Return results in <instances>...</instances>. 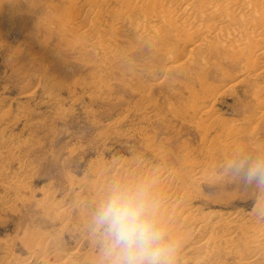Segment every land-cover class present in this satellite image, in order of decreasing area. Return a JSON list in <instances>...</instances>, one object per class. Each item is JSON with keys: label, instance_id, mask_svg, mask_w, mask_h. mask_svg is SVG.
I'll return each instance as SVG.
<instances>
[{"label": "rangeland", "instance_id": "1", "mask_svg": "<svg viewBox=\"0 0 264 264\" xmlns=\"http://www.w3.org/2000/svg\"><path fill=\"white\" fill-rule=\"evenodd\" d=\"M133 1L0 0V264H108L94 216L117 188L146 191L167 264H264V183L235 167L264 161V55L249 61L252 37H197L228 0ZM241 1L254 21L224 24L264 39V0ZM42 241L44 262L29 256Z\"/></svg>", "mask_w": 264, "mask_h": 264}, {"label": "clouds", "instance_id": "2", "mask_svg": "<svg viewBox=\"0 0 264 264\" xmlns=\"http://www.w3.org/2000/svg\"><path fill=\"white\" fill-rule=\"evenodd\" d=\"M245 179L264 183V161H242L235 165ZM152 205L143 189H114L94 216L97 230L106 240L108 264H167L169 248L156 227Z\"/></svg>", "mask_w": 264, "mask_h": 264}, {"label": "bare ground", "instance_id": "3", "mask_svg": "<svg viewBox=\"0 0 264 264\" xmlns=\"http://www.w3.org/2000/svg\"><path fill=\"white\" fill-rule=\"evenodd\" d=\"M262 1V0H261ZM123 2V1H122ZM125 2H127L128 4H130V5H132L131 4V2L133 3V6H135V4H136V1H133V0H124V3ZM223 2H225V1H223ZM249 2V1H248ZM253 2V1H252ZM186 3V2H185ZM184 3V5L183 4H181V6H177V7H175L172 11H171V13L170 14H168V15H166V18H165V16H163L162 17V19H166V21H169V22H171L172 20V18H175L176 16H178V14H180V13H185V12H187V11H189V9H190V5L189 4H185ZM246 3V2H245ZM258 3H259V1H258ZM257 3V4H258ZM264 3V2H263ZM160 4H162L161 2H160ZM226 4H227V8L229 9V11L227 12V14H224V16H222L221 14H215V15H213L214 17H213V19L215 20L213 23H211L210 25H209V27H207L206 28V31H207V33L205 34V36H197V37H199V38H204V37H206V36H210V37H212L213 39H217V40H220V41H222V42H224V40L227 38V36H231V34L234 36V35H237V38L239 37L240 38V40H239V42L238 43H241L240 41H244V40H247V39H249L250 38V40H253L252 38H254V41L255 42H257V44H255V46H254V43H253V46L251 47V48H249V61H251L250 60V58H252L253 59V56H251L252 54L254 55V54H256V55H264V39H261V38H259L258 36H259V32H254V30L253 31H247L246 29L248 28H244L243 26H238L237 24H238V22H237V18H239V17H241V18H244V21H246V22H251V21H254L252 18H251V20H249V17H251L250 15L249 16H246V14L243 12L246 8H244V10L242 11V13H241V15H240V6H241V4H243V2L241 1V0H228L227 2H226ZM125 5V4H124ZM178 5H179V3H178ZM225 5V4H224ZM264 4H262V6H263ZM121 6V5H120ZM152 6V5H151ZM252 6V5H251ZM256 6H258V5H256ZM132 7V6H131ZM216 7V6H215ZM220 7V6H219ZM224 7V6H223ZM226 7V6H225ZM261 7V4L259 5V8L258 7H254V6H252L251 7V9H252V11H254L255 12V15H257V18H258V22H257V24H259V26H257V27H259V28H261V27H263L264 26V9L262 8H260ZM134 8V7H133ZM132 8V9H133ZM241 8H242V6H241ZM132 9H131V11H132ZM146 9V8H145ZM144 9V10H145ZM210 9H211V7H210ZM215 9V8H214ZM250 9V8H249ZM129 10H130V8H129ZM129 10L127 9V11H125L126 12V15H127V13H129ZM209 10V9H208ZM208 10H206V15H204V16H206L205 18H209L210 17V15H211V13L210 14H208ZM212 10V9H211ZM224 10V9H223ZM226 11V10H225ZM124 12V13H125ZM212 12V11H211ZM97 13V12H96ZM189 13V12H188ZM202 13V12H201ZM205 13V12H204ZM213 13V12H212ZM219 13V12H218ZM243 13H244V15H243ZM187 14V13H186ZM198 14V13H197ZM124 15V14H123ZM103 16V15H102ZM180 17L182 16V14L181 15H179ZM203 16V17H204ZM238 16V17H237ZM237 17V18H236ZM156 18V17H155ZM155 18H153V19H155ZM253 18H255L254 16H253ZM256 19V18H255ZM261 19V20H260ZM156 20V19H155ZM179 20V19H178ZM211 20H212V18H211ZM227 21L229 22H233V21H236L237 22V26L236 25H234V27L235 28H231V27H228L227 25H225L226 23H227ZM239 21V20H238ZM224 22H225V24H224ZM240 22V21H239ZM249 22V23H250ZM150 23V22H149ZM156 23V22H155ZM173 23H174V21H173ZM234 23V22H233ZM255 23V22H254ZM67 24V23H66ZM66 24H65V26H66ZM156 24H158V23H156ZM160 24H162V23H160ZM241 24V23H240ZM242 24H244V22L242 23ZM251 24V23H250ZM70 25V24H69ZM135 25V24H134ZM139 25V24H138ZM169 25H170V23H169ZM171 25H172V23H171ZM230 25H232L231 23H230ZM252 25H253V23H252ZM139 26H143V23L142 24H140ZM165 26V25H164ZM72 27L74 28H76L75 30L74 29H72ZM189 27V26H188ZM246 27V26H245ZM67 28V27H66ZM77 28H78V26L76 27V26H71V29L72 30H74L75 32H77V31H79V30H81V28L79 29V30H77ZM264 28V27H263ZM68 29H70V26L68 27ZM70 29V31H72ZM175 29V28H174ZM178 29H180V28H178ZM186 29V28H185ZM184 29V30H185ZM189 29H191V28H189ZM189 29H186L185 31L187 32V30H188V32H189V34H191V30H189ZM77 30V31H76ZM183 30V31H184ZM252 30V29H251ZM176 31V30H175ZM181 31V30H180ZM258 31V30H257ZM83 33V32H82ZM194 33V32H193ZM177 35V34H176ZM236 37V36H235ZM252 37V38H251ZM212 38H209L210 40H212ZM245 43V42H244ZM249 43V42H248ZM248 43H246V44H248ZM246 44H245V46L244 47H246ZM189 45V44H188ZM235 45V44H234ZM242 46L243 45V42L241 43V44H239V46ZM232 46V45H231ZM233 47V46H232ZM236 47H238V46H236ZM235 49V48H234ZM236 50H237V48H236ZM233 51V50H232ZM238 51V50H237ZM237 51H235L236 53H237ZM249 63V62H248ZM262 64L264 65V60H263V62H262ZM246 66H248V68H247V70H248V72H250V70L252 69V68H254L255 66H256V64L255 63H253V61H252V65H246ZM202 109V108H201ZM204 109V108H203ZM203 109H202V111H203ZM200 112V111H199ZM204 113V112H203ZM205 113L207 114V116L209 115V113H210V109L209 110H207V111H205ZM204 113V114H205ZM262 113L264 114V107H263V109H262ZM262 114V115H263ZM261 115V116H262ZM204 120V119H203ZM207 122V121H206ZM207 131V130H206ZM150 175H153L156 179H160V178H162V180H161V182L162 181H166L167 180V178H168V176H169V174H167V172H165V171H163L162 169H160V170H154V171H152V172H150L149 173ZM200 177H202L200 174H199V172H197L196 173V176L194 177V180L196 181V180H200L199 178ZM193 178V177H192ZM112 180V179H111ZM191 180V179H190ZM104 181V180H103ZM108 181H110V180H108ZM193 181V180H192ZM101 182V181H100ZM107 182V181H106ZM105 182V183H106ZM194 182V181H193ZM196 183V182H195ZM195 183H193V184H195ZM106 184H108V183H106ZM105 184V185H106ZM113 184V183H112ZM109 185V184H108ZM185 185V184H184ZM110 186H111V184H110ZM103 187V186H102ZM187 191V190H186ZM188 192V191H187ZM78 193V192H77ZM77 195V194H76ZM183 196V195H182ZM186 196V195H185ZM184 196V197H185ZM85 197V196H84ZM174 197V196H173ZM77 198H79L80 200H83V197H82V195L81 194H78V196H77ZM85 199V198H84ZM78 200V199H77ZM79 200V201H80ZM170 200H171V198H170ZM174 200V199H173ZM179 200V199H178ZM82 202V201H81ZM186 202V198H181L179 201H178V204L176 205V209H178V211L179 212H181V214H183L182 216H185V217H187L188 219H192V217H193V212L192 211H190L187 207H188V205L185 203ZM68 209V208H67ZM174 209H175V207H174ZM173 209V210H174ZM59 210V209H58ZM61 211V215H60V217L61 216H65V218H66V215L67 214H69L68 212H70V211H67L66 209H64L63 208V211H62V209L60 210ZM177 211V210H176ZM58 213V212H57ZM56 213V214H57ZM58 214H60V213H58ZM58 214H57V216H58ZM229 215V214H228ZM237 215V214H236ZM235 215V213H234V216H232L231 217V219L230 220H228V221H234L233 219H235L237 216L239 217V215H237L236 216ZM68 216V215H67ZM229 216H231V215H229ZM226 217H228L227 215H226ZM225 217V218H226ZM64 217L62 218V219H65ZM202 219V218H201ZM228 219V218H227ZM167 220V219H166ZM225 220V219H224ZM236 220H238V219H236ZM201 221V220H200ZM199 221V222H200ZM260 221V220H259ZM202 223H204L205 222V220H204V222H203V220L201 221ZM199 223V224H201V225H199V229H202L203 227H204V224H202V223ZM261 222V221H260ZM226 223H227V221H226ZM229 223V222H228ZM231 224V223H230ZM255 224L256 225H254V226H258L257 225V223L255 222ZM260 224V223H259ZM228 225V224H227ZM198 228V227H197ZM239 228V227H238ZM257 232H262V234H259V236H261V235H264V230H259V231H257ZM257 232H256V234H257ZM227 233V232H226ZM221 233V234H219L218 236H215V237H218L217 239H222L221 241H224L226 244H232V243H234L235 242V240H236V235H234V234H229V233ZM215 235V234H214ZM217 235V234H216ZM27 236V235H26ZM262 237V236H261ZM255 238H258V237H255ZM216 238H214V240H215ZM258 239H260V237L258 238ZM263 239V238H262ZM261 239V240H262ZM29 240V239H28ZM38 241V240H37ZM40 241V240H39ZM38 241V242H39ZM44 241V240H43ZM42 241V243L41 244H37V248L36 249H33L31 252H32V254L30 253V255L29 256H31L32 255V258H36L38 261H47V257H48V255H49V253H51V252H49V250H50V246L45 242H43ZM216 241V240H215ZM218 241V240H217ZM216 241V242H217ZM34 242V241H33ZM36 242V241H35ZM34 242V243H35ZM216 242H214V241H212V240H210V242H209V245H210V247L211 248H215V249H217L216 247H218V244H215ZM223 242V243H224ZM262 242H264V241H262ZM28 243V242H27ZM259 243H260V241H259ZM29 244V243H28ZM36 244V243H35ZM8 245V244H7ZM217 245V246H216ZM227 246V245H226ZM229 247H230V245H228ZM233 246V244L231 245V247ZM9 248V247H8ZM32 248V247H31ZM30 249V248H29ZM214 249V250H215ZM31 250V249H30ZM213 250V249H212ZM10 252H11V250H10ZM14 252V251H13ZM8 253V252H7ZM9 255L11 254V253H8ZM14 254V253H13ZM16 255V254H15ZM87 256H88V254H86ZM90 256H91V254H89ZM68 256L69 257H79L80 256V258L81 259H84L83 260V262L86 260V259H88V257H85L84 255H82L76 248L75 249H73V250H70V252L68 253ZM89 256V257H90ZM6 257V256H5ZM96 257V256H95ZM253 256H251L250 258L251 259H253V258H255V257H253ZM7 258H10V257H7ZM30 257H28V259H29ZM62 258V257H61ZM86 258V259H85ZM67 259V258H66ZM69 259H71V258H69ZM97 259V258H96ZM96 259H93V260H96ZM99 259V258H98ZM97 259V260H98ZM19 259H17L14 255H12L11 256V258L10 259H8L7 260V262H6V264H29V262H20V261H18ZM24 260H25V258H24ZM74 260V259H73ZM90 260H92L91 258H90ZM96 260V261H97ZM100 260V259H99ZM29 261V260H28ZM62 261V260H61ZM61 261H59V262H61ZM88 261V260H87ZM250 261V263H251V260H249ZM30 262H32V261H30ZM66 262H69V260L68 261H66ZM70 262H72V261H70ZM76 262H79V260L78 261H76ZM46 263V262H45ZM81 263V262H80ZM92 263V262H91ZM244 263V262H243ZM246 263H248V262H246ZM73 264H74V262H73ZM82 264V263H81Z\"/></svg>", "mask_w": 264, "mask_h": 264}]
</instances>
